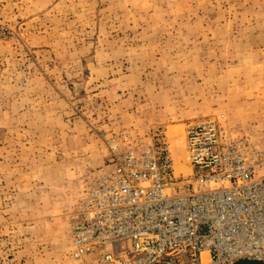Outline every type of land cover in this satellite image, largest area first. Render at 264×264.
I'll use <instances>...</instances> for the list:
<instances>
[{"label":"rangeland","instance_id":"1","mask_svg":"<svg viewBox=\"0 0 264 264\" xmlns=\"http://www.w3.org/2000/svg\"><path fill=\"white\" fill-rule=\"evenodd\" d=\"M204 120L264 150V0H0V264H78L112 154L163 127L185 164Z\"/></svg>","mask_w":264,"mask_h":264},{"label":"built area","instance_id":"2","mask_svg":"<svg viewBox=\"0 0 264 264\" xmlns=\"http://www.w3.org/2000/svg\"><path fill=\"white\" fill-rule=\"evenodd\" d=\"M168 138L163 127L130 136L87 184L73 206L75 261L99 250L105 264L264 263V150L248 137L223 144L218 121L193 122L189 173L176 174Z\"/></svg>","mask_w":264,"mask_h":264},{"label":"bare ground","instance_id":"3","mask_svg":"<svg viewBox=\"0 0 264 264\" xmlns=\"http://www.w3.org/2000/svg\"><path fill=\"white\" fill-rule=\"evenodd\" d=\"M181 159H183V158L179 157L176 160V164H175L176 174H182V173H184V172H186L188 170L186 165L182 163Z\"/></svg>","mask_w":264,"mask_h":264},{"label":"crops","instance_id":"4","mask_svg":"<svg viewBox=\"0 0 264 264\" xmlns=\"http://www.w3.org/2000/svg\"><path fill=\"white\" fill-rule=\"evenodd\" d=\"M113 250H114V248H113ZM233 264H264V263L260 262V261L242 259V260H237Z\"/></svg>","mask_w":264,"mask_h":264}]
</instances>
